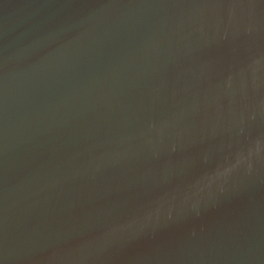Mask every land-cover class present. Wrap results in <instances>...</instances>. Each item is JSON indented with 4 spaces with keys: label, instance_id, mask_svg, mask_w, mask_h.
<instances>
[{
    "label": "water",
    "instance_id": "95a60500",
    "mask_svg": "<svg viewBox=\"0 0 264 264\" xmlns=\"http://www.w3.org/2000/svg\"><path fill=\"white\" fill-rule=\"evenodd\" d=\"M0 264H264V0H0Z\"/></svg>",
    "mask_w": 264,
    "mask_h": 264
}]
</instances>
